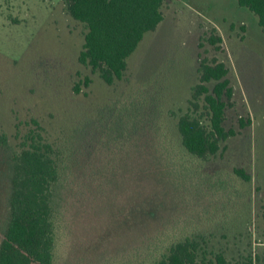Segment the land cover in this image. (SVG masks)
<instances>
[{
    "label": "rangeland",
    "instance_id": "obj_1",
    "mask_svg": "<svg viewBox=\"0 0 264 264\" xmlns=\"http://www.w3.org/2000/svg\"><path fill=\"white\" fill-rule=\"evenodd\" d=\"M162 13L107 85L79 63L86 28L63 0H0V242L13 157L39 133L60 173L53 264H154L185 236L264 263V32L237 0H166ZM204 58L228 68L224 127L236 131L207 162L182 150L176 127Z\"/></svg>",
    "mask_w": 264,
    "mask_h": 264
},
{
    "label": "trees",
    "instance_id": "obj_2",
    "mask_svg": "<svg viewBox=\"0 0 264 264\" xmlns=\"http://www.w3.org/2000/svg\"><path fill=\"white\" fill-rule=\"evenodd\" d=\"M68 15L86 28L78 61L88 66L107 85L122 79L127 59L144 35L154 32L163 21L166 0H63ZM258 18L264 32V0H237ZM221 50L222 39L213 29L206 39ZM198 83L191 88L189 107L176 127L182 150L202 162L216 156L236 131L226 130V109L233 107V88L228 68L217 59L204 58L198 69ZM89 81H86L87 85ZM214 83L213 88L209 84ZM77 91V89H76ZM33 123L39 130L36 121ZM250 121L240 119V127ZM28 148L15 155L11 164L9 219L0 242V264H53L55 231L52 221L53 191L60 177L52 146L39 133L29 138ZM236 174L246 181L242 169ZM264 222V207L261 211ZM154 264H264L249 255L231 262L222 252L202 248L192 236H185L163 247Z\"/></svg>",
    "mask_w": 264,
    "mask_h": 264
}]
</instances>
